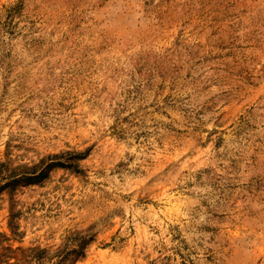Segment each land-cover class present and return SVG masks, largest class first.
<instances>
[{
    "label": "rangeland",
    "instance_id": "1",
    "mask_svg": "<svg viewBox=\"0 0 264 264\" xmlns=\"http://www.w3.org/2000/svg\"><path fill=\"white\" fill-rule=\"evenodd\" d=\"M62 261L264 264V0H0V264Z\"/></svg>",
    "mask_w": 264,
    "mask_h": 264
},
{
    "label": "trees",
    "instance_id": "2",
    "mask_svg": "<svg viewBox=\"0 0 264 264\" xmlns=\"http://www.w3.org/2000/svg\"><path fill=\"white\" fill-rule=\"evenodd\" d=\"M58 158H52L51 161L57 160ZM56 166H60L59 164H48L47 166H44V163H41L40 165L33 166L31 168L24 169V171H21L20 173L16 174L15 172H12L8 179L11 180L8 186H17L19 184H36L40 183L42 180L46 179L48 177L49 172ZM64 263L63 261L61 264Z\"/></svg>",
    "mask_w": 264,
    "mask_h": 264
}]
</instances>
